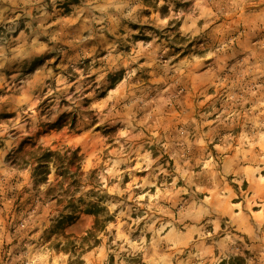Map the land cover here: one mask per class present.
Segmentation results:
<instances>
[{"label": "rangeland", "instance_id": "374dc122", "mask_svg": "<svg viewBox=\"0 0 264 264\" xmlns=\"http://www.w3.org/2000/svg\"><path fill=\"white\" fill-rule=\"evenodd\" d=\"M31 145L81 156L97 242L63 250L93 216L54 229ZM244 251L264 264V0H0V264Z\"/></svg>", "mask_w": 264, "mask_h": 264}, {"label": "trees", "instance_id": "16d2710c", "mask_svg": "<svg viewBox=\"0 0 264 264\" xmlns=\"http://www.w3.org/2000/svg\"><path fill=\"white\" fill-rule=\"evenodd\" d=\"M17 155V164L25 163L28 165L30 178L33 185H45L47 190L44 193L50 200H54L57 205L63 203L67 211L61 213L54 220V229L63 228V225L73 223L81 213L93 216V222L84 235L80 237L79 245H75L70 239H66V246L63 250H76L92 238L93 243L97 242L96 233L104 230L106 222L111 219L104 205L97 201H84L82 197L75 198V195L83 187L81 177V156L76 150L70 151L67 148L61 150H51L47 147L31 145L29 149L18 147L14 151ZM28 158L26 160L25 158ZM30 159V161H29ZM53 170V179L49 180V174ZM87 192V196L92 193ZM63 212V211H62ZM248 252L242 254H229L220 259L216 264H247Z\"/></svg>", "mask_w": 264, "mask_h": 264}]
</instances>
